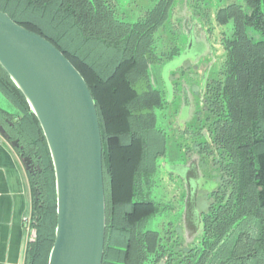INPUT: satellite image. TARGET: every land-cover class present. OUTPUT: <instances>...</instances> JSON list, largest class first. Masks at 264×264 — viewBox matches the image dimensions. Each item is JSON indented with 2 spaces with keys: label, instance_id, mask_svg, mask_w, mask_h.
<instances>
[{
  "label": "trees",
  "instance_id": "16d2710c",
  "mask_svg": "<svg viewBox=\"0 0 264 264\" xmlns=\"http://www.w3.org/2000/svg\"><path fill=\"white\" fill-rule=\"evenodd\" d=\"M173 3L161 0L133 23L120 18L118 0H0V11L56 46L95 99L107 214L103 264H264V0H243L215 14L224 57L199 117L211 142L200 128L193 146L173 145L171 130L157 123V111L169 102L153 85L152 66L180 52L169 21ZM162 35L169 51L159 54ZM0 92L19 112L14 118L0 109V132L29 164L37 237L28 242L24 264H49L57 228L53 162L38 119L1 65ZM192 149L213 160L222 186L205 214L202 238L187 246L177 229L161 235L142 223L159 211L146 193L159 159L170 156L172 163Z\"/></svg>",
  "mask_w": 264,
  "mask_h": 264
},
{
  "label": "water",
  "instance_id": "95a60500",
  "mask_svg": "<svg viewBox=\"0 0 264 264\" xmlns=\"http://www.w3.org/2000/svg\"><path fill=\"white\" fill-rule=\"evenodd\" d=\"M0 65L38 119L54 166L57 228L49 264H103V138L88 84L56 46L2 11Z\"/></svg>",
  "mask_w": 264,
  "mask_h": 264
},
{
  "label": "rangeland",
  "instance_id": "374dc122",
  "mask_svg": "<svg viewBox=\"0 0 264 264\" xmlns=\"http://www.w3.org/2000/svg\"><path fill=\"white\" fill-rule=\"evenodd\" d=\"M157 1L158 0H118L119 16L133 23L145 13L144 11L152 7ZM211 2L213 7L212 11L213 14H215V11H217L219 7L233 3H242L243 0H211ZM195 21H198V23L200 22V28L196 29V26L191 28L188 27L190 31V37L187 39L189 41V47L182 57L176 59L168 66H164L165 61H167L165 58L162 59L160 64L152 66L151 80L153 85L155 89L162 92L165 98L170 102L166 108L157 111L158 127L164 131H169L171 129L170 126L173 127L172 117L176 107L179 110L178 117L176 118L178 125L183 126L193 120L195 111L193 101L195 97L193 95L194 93L199 94L201 89L204 90L203 88L209 77V80H212L217 76L224 57V50L222 48V26L215 23L214 18H212V26L210 25L211 22H204L205 26H202L203 20H199V18H195ZM250 35L258 38L253 31L250 32ZM162 36L165 41L159 43V54L169 51L170 43L164 35ZM183 40H185V38H183ZM215 63L216 66L211 74ZM183 67H186L183 80L188 83H186L183 90L181 101H179V99L175 101L173 100L175 91V79H173V75L174 72L179 71ZM193 82L198 83V86L194 90L190 86ZM2 98H0V109L5 111V101ZM17 112L18 111H16L14 115L12 114L14 118L19 115V112ZM0 135L7 141L3 133L0 132ZM9 145L13 149L15 148L13 143H9ZM16 154L18 155L17 152ZM18 157L27 173L29 169L28 160L19 155ZM196 164L198 165L196 162L193 166H196ZM159 165L157 174L154 177V184L146 188V193L149 194V197L159 205V211L155 216H152L153 213L148 215L150 218L142 223V229L145 231H156L161 235L165 232H173L177 229L180 233L183 232L185 243L190 245L197 240L201 234L200 212L202 209H206V202L201 198L199 206L195 204L193 211L190 206H188V213L183 215L184 209L182 202L184 194L181 186L182 183L179 180H172L170 173L182 175L187 180L188 173L184 167L181 168L179 165H173L170 162V156L160 158ZM211 184L214 185L212 182ZM181 227L183 231H181ZM28 236L30 240H35L37 237V232L32 227V224L28 228Z\"/></svg>",
  "mask_w": 264,
  "mask_h": 264
},
{
  "label": "flooded vegetation",
  "instance_id": "af4514ba",
  "mask_svg": "<svg viewBox=\"0 0 264 264\" xmlns=\"http://www.w3.org/2000/svg\"><path fill=\"white\" fill-rule=\"evenodd\" d=\"M161 0H158L154 5L158 4ZM200 1V2H199ZM153 5V6H154ZM230 5V4H229ZM152 6V7H153ZM150 7V8H152ZM224 7V6H222ZM222 7H219L217 9L220 10ZM212 2L211 0H174V3L172 5V12L170 16V23L174 26V31L176 34L174 37H176V47L180 49L179 55L176 56L171 62L168 64H165L164 66H168L176 59L182 57V55L187 51L189 47V39L190 31L188 30V27L191 28L193 26H196V29L200 28V22L195 21V18H199V20H203L202 26H205L204 22H211L212 26V18H214L215 21V14L217 11H215V14H213L212 11ZM216 23V21H215ZM185 38V40H183ZM193 46V45H192ZM192 49V47L190 46ZM223 48V47H222ZM223 61V59H222ZM216 66L213 65V69L211 71V74ZM186 73V67L181 68L179 71L174 72L173 79L174 81V99L177 101H181L183 90L186 86V81L183 80V77ZM210 74V76H211ZM177 78V79H176ZM210 77L207 79L204 90L201 89L199 94L194 93L193 101L195 106L194 111V118L190 123H186L185 125L181 126L177 124L176 118L178 117L179 110L176 107L174 114H173V127L170 126L171 134L173 136V145H178L181 140H187V142L193 146L194 139L196 138V133L199 131L198 129H202L203 119L200 120L199 117L202 116L204 118V115L206 113L205 111V94L207 90V84L209 83ZM190 86L193 88V90L198 86L197 82H193ZM169 102V100H168ZM170 104V102H169ZM201 114V115H200ZM203 121V122H202ZM201 133L203 136L206 137L208 141L211 142L210 134L208 133L207 128H204L201 130ZM176 149V147L174 148ZM184 152V150H183ZM196 166H193L194 163ZM173 165H179L181 168L184 167V169L188 173V180L183 177L182 175H175L170 173L172 180L175 181L179 180L182 183V190L184 194L183 198V209L184 213H188V206L193 211V207H195V204H198L200 199H204L206 202V209L201 210V234L199 235L198 239L192 242L190 245L185 243V239L183 237V232L181 233L182 239L187 246H192L195 243H197L203 236L204 232V218L205 214L208 212L209 208L212 204L213 195L218 192V189L222 186V179L220 172L218 168L215 166L213 160L210 158H204L200 155L197 151H190L188 153V156L183 159H176V161L172 162ZM214 183V185L211 184ZM192 213V212H191ZM194 214V213H192ZM185 218V217H184ZM181 231H183L181 227Z\"/></svg>",
  "mask_w": 264,
  "mask_h": 264
},
{
  "label": "crops",
  "instance_id": "0c3cea01",
  "mask_svg": "<svg viewBox=\"0 0 264 264\" xmlns=\"http://www.w3.org/2000/svg\"><path fill=\"white\" fill-rule=\"evenodd\" d=\"M0 98L5 101V111L14 115L17 110L12 103L1 92ZM31 204L26 170L14 149L0 135V264H24L30 241L24 218L30 216Z\"/></svg>",
  "mask_w": 264,
  "mask_h": 264
},
{
  "label": "built area",
  "instance_id": "2783aa9c",
  "mask_svg": "<svg viewBox=\"0 0 264 264\" xmlns=\"http://www.w3.org/2000/svg\"><path fill=\"white\" fill-rule=\"evenodd\" d=\"M24 224H25V226H26V228H27V230H28V228H29L30 225H31V217H30V216L24 218Z\"/></svg>",
  "mask_w": 264,
  "mask_h": 264
}]
</instances>
